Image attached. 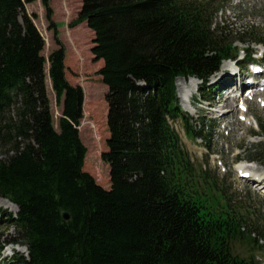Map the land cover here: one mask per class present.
Masks as SVG:
<instances>
[{
    "label": "trees",
    "instance_id": "trees-1",
    "mask_svg": "<svg viewBox=\"0 0 264 264\" xmlns=\"http://www.w3.org/2000/svg\"><path fill=\"white\" fill-rule=\"evenodd\" d=\"M33 2L0 0V199L18 207L8 226L14 238L0 233V256L14 245L27 251L16 252L14 264H258L234 254V243L247 240L263 252L264 235L229 209L204 211L178 183L184 157L174 123L182 121L194 140L206 136L188 129L176 81L195 78L204 91L223 62L240 55L214 23L216 3L83 0L71 27L87 23L92 53L104 62L110 138L103 160L112 184L105 189L83 170L85 96L67 79L51 0L43 6L59 48L48 59L26 11ZM249 37L263 43L258 32ZM48 78L62 107L58 128ZM202 96L209 100L210 92ZM258 127L264 137V123ZM255 150L253 160L264 165V144Z\"/></svg>",
    "mask_w": 264,
    "mask_h": 264
},
{
    "label": "rangeland",
    "instance_id": "rangeland-1",
    "mask_svg": "<svg viewBox=\"0 0 264 264\" xmlns=\"http://www.w3.org/2000/svg\"><path fill=\"white\" fill-rule=\"evenodd\" d=\"M189 1H195L200 5H206L210 1L216 3L218 14L214 18V23L217 27L226 29V37L233 40L236 43L235 47L241 50L239 61L243 60L242 50L257 52L255 59L260 58L262 53L264 54V0ZM50 5L59 39L66 48L67 79L71 85L80 86L84 91V118L78 128L82 143L87 148L83 170L103 188L111 189L110 166L103 160V155L108 152L107 140L110 138L109 105L106 102L108 88L103 84L102 77L99 75L104 62L97 61L92 53L95 34L88 28L87 23L71 27V24L79 18L83 0H51ZM26 11L31 17H35L34 22L46 43L43 55L48 59L51 53L59 47L54 30L50 29L46 20L43 0H35L31 4H26ZM253 32H258L262 36L261 45L254 44L258 39L249 37ZM243 41L245 44L241 43ZM229 63L222 64L218 74L220 77L225 72L224 65ZM251 64H260V61L255 60ZM228 67L231 68V66ZM245 73L252 76L250 68L246 69ZM218 75L215 76L216 79H219ZM214 78H210L208 88L194 97L193 107L181 100L180 90L177 87L180 108L187 119L188 129L204 130L203 133L206 136V141L194 140L187 134V126L182 121L178 120L174 123L175 131L181 138L184 157L182 173L178 174V178L181 175L178 183L185 184L186 193L204 211L209 210L215 214H221L229 209L232 214L246 220L250 228L258 229L261 235H264V196L259 194L253 185L242 180L240 174L236 172L241 166L254 167L252 169L258 172L264 171L261 161L253 160L258 158L253 155L257 153L255 149L264 144L263 133L257 125L258 122L264 123V91L258 95L260 97L255 96L252 99L247 98L246 95L242 96L234 108L236 115L229 116L227 121L215 122L218 116L213 114L212 109L217 108L209 106L207 108L206 104L200 102L202 95L208 91L211 103H216L223 97L220 93L223 87L220 89ZM49 81L48 78L47 91L55 125L58 128L62 107L57 102L52 85H48ZM200 84L198 82V85ZM217 92L219 96L214 99V94ZM236 95L239 93L234 91L231 97L234 98ZM245 101L248 106L247 115L244 113L247 109L246 106L244 107ZM98 113H100L99 116ZM236 123L244 126L239 129L235 127ZM255 134L261 137L252 136ZM247 161H254V163L246 164ZM17 213L7 207H0V233H6L9 238H14L15 233L8 226L11 217H15ZM245 231L247 232V229ZM254 236L258 238L257 234ZM233 250L239 258H249L253 255L255 262L264 264V248H262L263 252H260V249L257 250L247 240L234 243ZM16 252L27 255L25 248L7 245L0 256V264H14Z\"/></svg>",
    "mask_w": 264,
    "mask_h": 264
},
{
    "label": "bare ground",
    "instance_id": "bare-ground-1",
    "mask_svg": "<svg viewBox=\"0 0 264 264\" xmlns=\"http://www.w3.org/2000/svg\"><path fill=\"white\" fill-rule=\"evenodd\" d=\"M229 64H231V65H229ZM229 64H226V65L231 66V68L228 66H227L228 67L227 68V67H225L226 65H224L223 68H224L225 72H223V75L221 77L218 75L219 72L215 73L213 76V78L217 75L219 76V79H216V77H215L214 80L217 81L216 84L220 86V89L223 87L221 89V92H220L223 94V97L221 98L220 101H218L216 103H212V105H211V106H213V108L214 107L217 108V109H212L214 111L213 114L218 116V118L216 119L215 122L227 121L229 116L236 115L234 108H235L236 103L239 102L240 99L242 98V95L240 97H238L236 95L234 98H232L231 96H232V93L234 91L240 92V91L244 90L246 87H251L253 89V92L251 94L250 99L254 98L255 96L261 95V92L263 93V91H264V69L262 71H257V72H253L250 69L251 73H252V76H250L248 73H245V68L242 69V68L238 67V65L234 66L233 62L229 63ZM198 82H199V84L201 83L199 80H197V79L195 80V78H191L189 80L178 79L176 81V85L178 87V90H180L179 93L181 95V97H180L181 100L186 105H189L190 107L191 106L193 107L194 103H191L190 99H188V98H191V97L193 98L195 92L198 90V87H200L201 84L198 85ZM197 85H198V87H197ZM247 89H250V88H247ZM232 90H233V92H231ZM258 97H260V96H258ZM237 111L241 112L240 110H237ZM244 113L248 114V110ZM243 126L244 125L236 123L235 127H238L240 129V127H243ZM227 128L228 127H226V129ZM232 131H234V130H232ZM236 172L237 173H240V172L241 173H245V172L248 173L249 172L250 173L249 178H251L252 180L248 179L246 181L253 186L264 183V179H257L255 177L254 172H258V171H255L254 169H252L250 167H244L243 170H241V168H239V170H237ZM9 202L10 201H8V200L0 199V207H7L9 209H12L14 212H16V208H17V212H18V207L15 206L14 204H12L11 202L10 203Z\"/></svg>",
    "mask_w": 264,
    "mask_h": 264
},
{
    "label": "water",
    "instance_id": "water-1",
    "mask_svg": "<svg viewBox=\"0 0 264 264\" xmlns=\"http://www.w3.org/2000/svg\"><path fill=\"white\" fill-rule=\"evenodd\" d=\"M181 79H182V78H181ZM50 81H51V80H50ZM62 217H63L64 221H66V222H69V221L71 220L70 215H69L68 213H66V212H63V213H62Z\"/></svg>",
    "mask_w": 264,
    "mask_h": 264
}]
</instances>
